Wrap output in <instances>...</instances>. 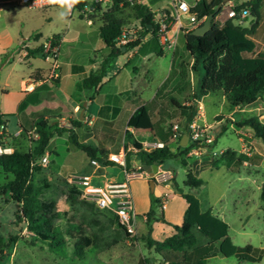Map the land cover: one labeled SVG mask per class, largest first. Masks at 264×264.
I'll return each instance as SVG.
<instances>
[{"label":"rangeland","instance_id":"obj_1","mask_svg":"<svg viewBox=\"0 0 264 264\" xmlns=\"http://www.w3.org/2000/svg\"><path fill=\"white\" fill-rule=\"evenodd\" d=\"M183 1L191 3L193 0ZM230 1L240 3L245 0ZM140 2L151 10H171L170 0H141ZM227 2L228 0L222 4V11L216 15L218 20H223ZM259 5L257 26L250 36L256 43L255 51H261L264 54V0H260ZM87 14L91 16V24L85 22V17L77 9L74 8L68 13L61 4L30 8L15 0H0V113L5 114L7 119L4 126L6 136L2 138V141L25 150L33 142L25 135L22 126L30 134L34 131L39 135L37 131L39 128L50 133L43 152L34 160L35 164L41 166L44 177L50 183V186L44 190L43 196L53 197L57 201L58 210H65L67 215L73 216V220L80 222L85 231L91 234L95 240V246L86 247L83 256L78 258L72 253L71 242L68 240L64 243L48 244L47 241L35 238L25 228L22 220L15 222V201L9 198L6 190L0 189V243L2 249L0 264H135L140 251L147 254L146 247L139 240V236L135 235V232L131 235L124 234L123 231L114 228L117 226L116 224L109 223L106 212L89 202L70 196L64 184L65 176L69 172H81L82 168L86 166L87 156L68 141V131L63 129L66 126L57 125L55 117H48L47 120L42 119L40 122L34 123L44 115L57 113L58 110L54 108L51 111L47 110L44 101H39L41 102L39 106L31 103L22 104L17 109L22 93L20 83L27 78L29 68L31 66L44 68L48 66V62L43 60L38 52L32 56H28L26 53L23 55L22 52H26L27 48L36 46L47 36L58 34L60 50L57 61H61L63 65L68 61L85 62L87 56L98 57L100 53L108 50V46L103 43L97 33L100 13L92 11ZM116 14L123 19L122 26L130 29L135 27L137 28L136 34H138L141 25L139 20L132 15L128 6H119ZM252 19L253 16L248 12L238 23L241 26H248ZM182 20H185L183 16ZM33 33L39 35L32 37ZM142 42L143 46L149 47V49L158 48L156 40L149 32L144 33ZM180 46H182V33L178 32L174 49L175 47L178 49ZM134 48L135 46L127 51ZM181 50H184L183 46ZM171 52L172 49L166 47L161 55H154L151 52V57L146 63L151 67L147 77H144L145 86L142 85L141 80L132 81L131 62L128 61L124 66L125 69L118 72L121 83L130 81V86L126 85L127 94L134 92L143 102H147L148 106L162 107L159 113L155 112V108H153L148 116L151 121L162 122L166 128L169 126L168 131L164 132L165 137L170 132L171 123H177L180 128L185 125L184 116L171 102L172 99L177 98V95L168 89L170 85H168V80L180 78L182 72L183 76L186 74L187 82L191 77V82L193 84L195 82L197 85L200 72L199 64L196 71L191 68V64L189 65L191 58L188 55H182L180 62L170 65ZM123 59H125V55L120 52L115 58V66L118 63L121 64ZM107 76L114 77V74L109 71ZM165 76L166 79L163 83L158 85L159 80ZM183 76L180 80L182 86H184L183 79H185ZM61 84L66 93L70 90V96L68 94L70 98L77 97L78 90L69 76H64ZM193 84L188 85L189 90ZM111 86L108 83L101 92L107 91ZM48 88V93L58 96L63 104H66V95L60 87L56 84H49ZM183 93L185 92L183 91ZM100 95H98L99 100ZM196 95L201 103L200 116L204 124L207 125V133L213 137V141L204 155L210 160H214L217 166L200 163L196 173L202 179V183L196 187L183 185L184 167L180 164L178 157L166 158L160 164V168L170 169L173 172L174 181L179 189L191 192L202 201L211 198L210 200L214 201V206L219 205L226 210L227 233L234 244L240 246L250 244L264 248V199L259 197V185L264 180L263 143L252 134L248 126L236 124L238 120L249 115H255L264 122V97L260 96L250 104L229 107L223 95L218 91L205 94L196 93ZM92 103L94 104V102ZM35 108L38 109L36 114L31 112ZM229 111H231L232 118H228V120L226 115ZM60 113L65 115L66 112L60 110ZM90 113L94 115L93 110H90ZM52 118H54L53 122H51ZM71 118L74 117L66 119ZM140 120L145 125L144 117ZM177 121H180L182 125ZM74 130L80 139L85 135L86 130L83 124ZM150 130H144L137 126L135 133H141L143 137H147V134L152 132ZM8 134L9 136H7ZM99 137L96 131L95 137L89 138L87 143L93 144ZM127 138L131 139L132 135ZM240 142H242V149L235 151V154L238 155L234 154L231 161L228 162L230 164L226 166L220 159L221 155L227 147L237 150ZM167 143L176 144L170 136L167 137ZM244 148H247L248 154L244 153ZM219 149H223V151L217 153ZM212 150L216 154H211ZM42 154H46L48 160L44 165L39 163V157ZM182 156L187 162L192 163L197 155L183 154ZM241 159H246V162L242 163ZM10 177V173H4L0 169V184ZM129 187L133 201L136 199L140 201L141 191L144 192V181L133 177L129 180ZM155 191L156 188L152 192L148 187L150 197H155ZM158 213L159 206L156 204L154 214L158 215ZM54 223L61 228L65 226L64 218H57ZM259 255L257 260H242L234 255L224 256L217 253L215 256L209 257L206 264H264V252L260 251ZM156 256L160 259L159 255L156 254ZM160 263L161 261H156L155 264Z\"/></svg>","mask_w":264,"mask_h":264},{"label":"trees","instance_id":"obj_2","mask_svg":"<svg viewBox=\"0 0 264 264\" xmlns=\"http://www.w3.org/2000/svg\"><path fill=\"white\" fill-rule=\"evenodd\" d=\"M219 0H195L194 5L190 8L195 13V17L200 19L206 13L210 12L216 2ZM259 1L245 0L240 3H233L235 10L240 8H248L253 19L248 26H241L237 18H227L222 21L216 18L221 7L214 12V16L210 19V24L203 34H193L191 29L182 32V46L189 58H191V68L196 71L200 66V72L195 85V95L192 102L188 104L175 103L178 111L184 116V124L195 114V98L196 93L205 94L208 92H220L229 107L250 104L258 97H264V54L261 51H255L256 43L250 37L257 26L259 17ZM77 5V4H76ZM122 6H128L132 15L139 20L141 30L137 33V37L124 44V50L136 45L144 33L149 32L157 41L155 32L156 26L150 21L151 10L141 2L123 1ZM119 6L113 3L107 10L100 14L98 25V36L104 44L108 46L107 53L101 58L98 65L89 68L86 73L81 76V86L95 93L100 83L101 77L108 71L115 57L122 52L120 46L114 44L115 37L119 34L123 19L117 16ZM241 19V18H240ZM149 25V27H148ZM39 35L33 33L32 37ZM57 41L58 34L51 36ZM40 45L37 44L32 48H27L26 54L32 56L39 53ZM172 102V100H171ZM23 101L19 103L21 107ZM144 115L145 125L151 130L154 124L149 120V116L145 105L142 103L136 106L128 118L126 126L134 127L140 115ZM0 124L4 125V119L1 118ZM73 126H78L80 120L75 118L70 120ZM236 124L246 125L252 131L255 137H258L263 143L264 149V122L255 115H249ZM66 129V128H63ZM159 129L164 133L168 131L169 126ZM68 131V141L75 147L82 150L89 157H95L100 163H106L104 160L105 151L98 149L92 144L84 143L76 138L71 128ZM26 136L27 131L23 128ZM39 135L33 139V142L25 150L11 146V151L0 154V169L4 173H10L11 177L0 184L2 191L6 190L10 199L15 201L16 213L15 222L23 221L25 228L32 235L40 240L47 241L48 244L64 243L66 240L71 242L72 253L81 258L84 249L88 246H95V240L91 234H88L80 222L73 220V216L67 215L65 210H58L57 201L53 197L43 196V192L50 186V183L43 175V170L39 164H35L34 160L44 150V147L50 137V133L42 129H37ZM179 133L184 132L182 126ZM131 133L127 128L123 131V146L127 142L131 143L136 158L139 163H155L161 164L166 158L178 157L180 164L184 167V178L182 183L186 187H196L202 183L200 177L195 176L186 159L182 156L186 150V145L176 144L171 148L166 139H163L162 146L151 148H143L141 143L134 138H127ZM153 135H157L153 133ZM6 136L4 130L0 134V143L6 144L2 138ZM9 136V134L7 135ZM159 137V136H158ZM139 139H142L139 137ZM129 154L125 152V168L129 169ZM235 151L226 148L221 155V160L225 164L231 161ZM210 165L215 167L217 163L210 160ZM172 186L176 187L173 176L170 179ZM71 197L80 198L79 190L64 181ZM179 195L184 199L186 205L182 212L180 223L171 224L173 232L166 235L162 239H153L148 235L150 224L153 220L164 222L161 209L158 215H155V206L158 204L157 197H150L148 209L144 212V220L146 223V233L142 236L144 245L152 247L154 253L160 256L166 264L174 262L178 259L184 260L189 252L198 254L194 264H205V257L213 252H219L224 256L234 255L236 257L257 260L260 251L264 252V248L245 244L243 246L236 245L231 242L227 233V224L224 220L212 214L209 209H200L197 197L189 191L176 189ZM259 197L264 199V180L259 185ZM82 201H86L80 198ZM91 205L96 206L93 202ZM108 214V221L112 224L114 215L105 208H99ZM57 218H64L65 226L61 228L54 223ZM13 239L12 237L10 238ZM205 240V242H203ZM210 242H217L215 246H207ZM0 243V255H1ZM143 259L139 258L136 264H141Z\"/></svg>","mask_w":264,"mask_h":264},{"label":"crops","instance_id":"obj_3","mask_svg":"<svg viewBox=\"0 0 264 264\" xmlns=\"http://www.w3.org/2000/svg\"><path fill=\"white\" fill-rule=\"evenodd\" d=\"M170 28L173 31L174 24L170 26ZM182 33V32H181ZM177 37V36H176ZM251 37V36H250ZM252 38V37H251ZM144 39V36L141 38V40L134 45L135 48L131 51H122V55H125V59L121 61V64L118 63L115 66V59L113 60V63L108 71L101 77L100 83L98 84L97 91L95 93H91L90 90H85L86 88L81 86L80 79L81 76L87 72L89 68H94L98 65L99 61L101 58L107 53L108 50L102 52L99 54L98 57H94V55L87 56L85 62H74V61H68L65 65L61 61L58 62V76L55 78H50L48 77V66L41 67V66H31L27 72V78L23 80L20 83V89L22 90V93L19 97V102L17 104V109L18 105L20 102L23 101L22 104L26 103H31L32 105L35 104L36 106H39L41 102L39 101H44L46 103V109L47 110H52L57 109L58 112L56 113H51L50 115H44L40 119H37L34 123L40 122L42 119H48V117H55L57 119V125L63 124L65 125L66 129L71 128L73 129L76 138L84 143H87V140L89 138H94L96 131L99 134V138L96 139V142L93 143V146H96L98 149H103L106 152H116L123 148L126 152V150L130 151L129 154V169L131 168L132 165L139 164L138 159L136 158V155L131 149V143L127 142L125 147L123 146V131L125 128L131 133L132 138L136 139L140 143L142 141H148L152 142L154 140H161L163 142L162 138H165L167 141L168 136H164V133L159 129L160 126L165 127L162 122H158L156 120H150L152 123H154V128L151 132V134H147V137H143L141 133H135V128L138 126L144 128V130H147L150 128L146 125H144L143 122H141L140 118L142 119L144 117L143 114L140 115L138 118L137 123L135 124L134 127L131 126H126V119L132 112V110L140 105L144 104L145 108L147 110V113H150V110L155 108V112L159 113L162 110V107H155L154 105L148 106L147 102H143L142 99H140L139 96H136V94L130 93L127 94L126 91V85L128 84L130 86V81L128 83H121V78L120 74L118 75L119 70L125 69L126 63L129 61L130 63V69L133 73L132 75V81L137 82L139 80L142 81V85L145 86L146 81L144 80V77H147V74L150 70V65H146L147 61L151 57V52L154 55H161L163 53V49L165 46H161L158 42V48L156 49H149V47H144L142 40ZM59 43V48H60V42ZM133 47V46H132ZM131 47V48H132ZM167 48V47H166ZM130 49V48H129ZM171 52V60H170V65H172L175 62H180V59L182 55H187L185 50H181L182 46L177 49V47L174 46ZM59 50L58 49V55H59ZM153 50V51H152ZM24 55V52H22ZM29 56V55H28ZM116 58V57H115ZM191 64V60L189 62V65ZM124 67V68H123ZM182 67V66H181ZM180 67V71L182 68ZM111 71V73L114 74V77L107 76V72ZM180 78H171L168 80V89L172 90L175 95H177V98L172 99V103H179V104H188L192 102L193 95H195V82H191V77H189V80L187 82L186 80V74L183 76L182 72L180 73ZM64 76H69L75 84L77 88V97L72 99L70 98V90L68 93L65 92V90L62 89V82H63V77ZM167 76V75H166ZM166 76L159 80L157 83L160 85L163 83V81L166 79ZM185 77L183 79L184 81V86H182V83H180L181 78ZM32 80L34 87L31 90H24L23 85L29 81ZM145 81V82H144ZM171 82V83H170ZM112 85L111 87L108 88V90L105 92H101L102 88L105 87L106 85ZM191 83L193 86L190 87V90L188 89V85ZM49 84H56L58 87H60L63 91V93L66 95V104L64 105L62 100L58 97L55 96L53 93H48L49 92ZM156 85V86H158ZM175 87V88H173ZM184 87V88H183ZM173 88V89H172ZM182 89V90H181ZM89 91V92H88ZM156 91V90H155ZM183 91L185 93H183ZM183 93V94H182ZM69 94V96H68ZM101 94V98L99 100L98 95ZM155 94V93H154ZM190 94V97L188 95ZM185 95V97H184ZM154 96V95H153ZM173 96V95H172ZM171 100V99H170ZM198 100L195 98V101ZM194 101V102H195ZM94 102V104L92 103ZM93 104V105H92ZM195 104V103H194ZM175 105V104H174ZM22 106V105H21ZM34 107V106H33ZM176 107V106H175ZM38 110V109H37ZM35 109H32L31 112L36 114L38 111ZM61 111H65V115L63 113H60ZM90 110H93L94 115L90 113ZM173 111V109H172ZM196 111V110H195ZM230 112L226 115L227 118H232L230 115ZM2 117L4 119V126L6 123V115L3 114L2 112ZM83 116L89 117L91 119L90 123H85L83 121ZM68 117H74L71 119H66ZM79 119V125L78 126H73L70 122L72 119ZM225 119V120H226ZM229 120V119H228ZM54 121V118H52L51 122ZM216 121H219V119H216ZM179 124L180 121H177ZM81 124L84 125L85 127V135L80 139L78 137L76 131L74 130L75 128H78ZM93 125V126H92ZM92 126V127H91ZM22 128H24L22 126ZM26 129V128H25ZM5 131V130H4ZM151 131V130H150ZM6 133V132H5ZM153 133H156L157 135H153ZM182 134V133H181ZM159 136V137H158ZM141 137L142 139H139ZM71 143V142H70ZM89 144V143H88ZM168 145L173 148L176 144ZM242 142H240L239 148L237 150L232 149L234 151H240ZM229 148V147H227ZM207 152L203 151L201 154H198L197 156L194 157L193 162H188L190 165L192 173L197 176V169L200 163H206L207 165H210V158L205 156L204 154ZM85 153V152H84ZM86 155V153H85ZM236 156L238 154H235ZM87 156V161H86V166L82 168V171L79 173H87L91 172L92 167L88 163V158ZM242 163L246 162V159H241ZM108 164L105 165L104 167H99L96 170V175L93 176L92 180L96 184H100L104 180H121L123 177V171L121 168L118 166L107 162ZM141 164V163H140ZM230 164V163H227ZM225 164L226 166H228ZM211 166V165H210ZM217 166V165H216ZM215 166V167H216ZM158 167H160V164H158ZM128 169V170H129ZM170 170V169H167ZM171 171V170H170ZM172 172V171H171ZM172 176L174 178V174L172 172ZM198 177V176H197ZM144 181V192L143 190L141 191V200L139 201L136 199V201H133L132 199V205H133V211L130 213V220L134 225L135 229V235L139 236V240L143 242L142 236L145 235L146 233V223L144 220V212L148 209L149 203H150V196L148 194V184L147 180L149 177H138ZM156 188V191L154 192V196L159 198L162 195V192H166V200H165V205L161 209L162 216L164 218L163 221L159 220H153L150 224V229L148 232V235L153 238V239H162L166 235H169L173 232V228L171 224L173 223H180L181 218H182V212L183 209L185 208V201L184 199L179 195V193L176 191V189H179L176 185V187L172 186L171 183L169 182L168 185L164 186L160 183H157L153 181L152 185V192ZM199 202V207L200 209H209L210 212L217 217L221 218L224 220L228 226L227 222V212L226 210L221 207V206H214V201L210 200L211 198H206L202 201V199L198 198ZM229 236V235H228ZM230 238V237H229ZM231 240V239H230ZM205 242V240L203 241ZM232 242V240H231ZM233 243V242H232ZM144 244V242H143ZM217 242H210L207 244V246H215ZM145 246V245H144ZM146 247V246H145ZM152 247H146V252L147 254L141 253L137 256V259L135 261V264L137 263L138 259L141 258L143 259V262L141 264H155L156 261H161L160 264H166L165 261L161 260L156 256V253L151 252ZM219 253L213 252L211 254H208L205 257V264L206 261L209 257L215 256V254ZM221 254V253H220ZM149 255V256H148ZM120 257V256H119ZM198 254L195 252H189L188 255L185 256L184 260H176L174 262L168 263V264H194L195 260L197 259ZM239 259H244L237 257ZM259 259V258H258Z\"/></svg>","mask_w":264,"mask_h":264},{"label":"built area","instance_id":"obj_4","mask_svg":"<svg viewBox=\"0 0 264 264\" xmlns=\"http://www.w3.org/2000/svg\"><path fill=\"white\" fill-rule=\"evenodd\" d=\"M18 3L25 4L27 7H45L54 5L48 3V0H15ZM124 0H78L75 4H65L64 8L70 13L74 8L77 9L84 17L87 24L92 23L91 16L88 12L102 13L107 10L113 3L118 6H122ZM128 2H140L141 0H125ZM171 10L156 9L151 10L150 21L156 26L155 32L157 34V41L161 46L167 48H173L176 36L178 32H186L192 29L194 26L200 24L204 17L197 19L195 13L190 10L194 5L195 0L191 3H186L183 0H170ZM77 4V5H76ZM222 8V6H221ZM222 9L219 10L221 12ZM218 12V13H219ZM249 12L248 8H240L235 10L233 3L228 0L227 7L224 14V19L227 18H240L246 16ZM182 16L185 20H182ZM222 21V20H220ZM174 24L173 31L170 28ZM137 28H127L121 26L119 34L115 37L114 44L117 46H124L128 42L134 40L137 37ZM40 50L39 54L43 60L48 62V77L55 78L58 76V40H54L51 36H47L39 42ZM24 52V51H23ZM25 53V52H24ZM34 87L33 81L29 80L23 85L24 90H31ZM196 111L195 114L185 123L184 132L187 134L185 144L187 150L184 155H198L203 151H206L213 141V137L207 133V125L204 124L201 118V103L199 100L195 101ZM85 123H90L89 117L83 116ZM180 127L177 123L173 122L170 125L169 136L176 144H179V138L181 133L178 132ZM4 130V125L0 124V134ZM28 137L37 138V132L32 134L27 131ZM161 140H154L152 142L142 141L143 148H151L156 146H162ZM11 146L0 143V154L11 151ZM223 149H219L217 153L222 152ZM244 153L248 154L247 148H244ZM211 154H216L213 150ZM125 150L121 148L116 152H106L104 160L106 163H100L97 158L89 157L88 163L92 167L91 172L87 173H67L65 176V182L69 185L75 186L79 190V197L93 202L99 208H105L114 215L112 224H116L115 229L123 231L126 235L134 233V225L130 220V213L133 211L132 195L129 187V180L133 177H151L153 181L160 183L164 186L168 185L172 177V172L167 169H161L156 164L157 168L151 176L147 175V172L142 168L141 164L132 165L128 170L125 168ZM46 154H42L39 157V163L44 165L47 162ZM110 162L123 171V177L121 180H104L100 184L93 182L92 178L96 175V170L99 167H104ZM166 192L163 191L162 195L158 198V206L162 209L165 205Z\"/></svg>","mask_w":264,"mask_h":264},{"label":"water","instance_id":"obj_5","mask_svg":"<svg viewBox=\"0 0 264 264\" xmlns=\"http://www.w3.org/2000/svg\"><path fill=\"white\" fill-rule=\"evenodd\" d=\"M225 1L226 0L217 1L216 4L213 6L212 10L205 14L202 22L200 24L194 26L191 29V33H193V34H203L207 30V28L209 27L210 19L214 16V12L217 11L222 6V4ZM148 27H149V25H148ZM120 50L123 51L124 50V46H120ZM186 138H187V134L186 133H182L180 138H179V144L180 145H184L185 141H186ZM141 166H142V168L145 169V171L147 172L148 176H151L152 173L157 168L155 163H142ZM147 184H148L149 189L152 190L153 179L151 177L148 178Z\"/></svg>","mask_w":264,"mask_h":264},{"label":"clouds","instance_id":"obj_6","mask_svg":"<svg viewBox=\"0 0 264 264\" xmlns=\"http://www.w3.org/2000/svg\"><path fill=\"white\" fill-rule=\"evenodd\" d=\"M78 0H48V3H52V4H61V5H65V4H75L77 3Z\"/></svg>","mask_w":264,"mask_h":264}]
</instances>
